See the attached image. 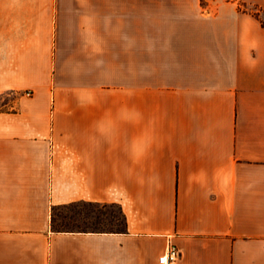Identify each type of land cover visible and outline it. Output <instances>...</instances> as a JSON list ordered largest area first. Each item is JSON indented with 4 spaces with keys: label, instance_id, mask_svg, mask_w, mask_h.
Segmentation results:
<instances>
[{
    "label": "crops",
    "instance_id": "crops-1",
    "mask_svg": "<svg viewBox=\"0 0 264 264\" xmlns=\"http://www.w3.org/2000/svg\"><path fill=\"white\" fill-rule=\"evenodd\" d=\"M263 13L0 0V264H264ZM70 204L126 225L54 230Z\"/></svg>",
    "mask_w": 264,
    "mask_h": 264
},
{
    "label": "rangeland",
    "instance_id": "rangeland-1",
    "mask_svg": "<svg viewBox=\"0 0 264 264\" xmlns=\"http://www.w3.org/2000/svg\"><path fill=\"white\" fill-rule=\"evenodd\" d=\"M250 9L255 11L257 8L250 6ZM261 17L264 21V13ZM113 221L119 225H114ZM121 222V213L114 205L70 204L54 210V226L65 229H116L122 227Z\"/></svg>",
    "mask_w": 264,
    "mask_h": 264
},
{
    "label": "built area",
    "instance_id": "built-area-1",
    "mask_svg": "<svg viewBox=\"0 0 264 264\" xmlns=\"http://www.w3.org/2000/svg\"><path fill=\"white\" fill-rule=\"evenodd\" d=\"M29 95L30 93L27 92ZM180 257V250L177 246L170 244L166 251L159 257V261L162 264H174Z\"/></svg>",
    "mask_w": 264,
    "mask_h": 264
},
{
    "label": "trees",
    "instance_id": "trees-1",
    "mask_svg": "<svg viewBox=\"0 0 264 264\" xmlns=\"http://www.w3.org/2000/svg\"><path fill=\"white\" fill-rule=\"evenodd\" d=\"M89 205H94V204H89ZM97 206V205H96ZM100 206V205H99ZM55 210V209H54ZM121 213V217H122V222H121V225H122V227H116V229H97V228H94V229H85V228H78V229H65V228H62V227H55L54 226V213H53V221H52V227L54 228V230H56V231H73V230H78V231H87V230H94V231H120L121 229H123L124 228V226L126 225V220H125V218H124V216H123V214H122V212H120ZM88 214V213H87ZM117 221H119V220H117ZM115 222L114 223V221H113V223H114V225H119V222Z\"/></svg>",
    "mask_w": 264,
    "mask_h": 264
}]
</instances>
